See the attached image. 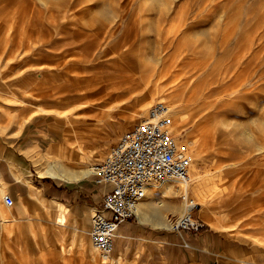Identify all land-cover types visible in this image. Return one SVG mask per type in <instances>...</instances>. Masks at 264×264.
Returning a JSON list of instances; mask_svg holds the SVG:
<instances>
[{
    "label": "rangeland",
    "instance_id": "1",
    "mask_svg": "<svg viewBox=\"0 0 264 264\" xmlns=\"http://www.w3.org/2000/svg\"><path fill=\"white\" fill-rule=\"evenodd\" d=\"M34 1H37L38 5L44 9L46 8L45 4L39 3L40 0ZM46 1L54 3L50 7L56 8L61 0ZM126 1L87 0L90 3V16L95 19L99 35L95 33L96 37L93 36L90 39L80 37L77 39L78 42L73 37L61 38L62 42L58 47L64 49L66 44L72 48H76L80 42L91 44V48L84 53L88 57L83 59L80 66L81 72L91 73L101 70V63L116 56L114 52L109 51L108 44L124 38L128 30L139 33L146 31V42L140 36H138V41L144 42L148 50L155 49L158 39L156 29L162 25L170 26L167 19L169 15L174 16L176 13L189 15V25L186 27L187 36L190 41L199 43L202 49H208L205 47V42L214 44L217 49H220L224 32L227 33L232 27L239 29L245 25H252L264 15V0H147L146 5H142L141 0H130V5L125 6ZM65 29L60 31L62 35ZM45 34L56 38L57 33L55 30H46L40 35ZM96 48L98 51L95 50ZM93 49L95 51H92ZM101 49L105 50L102 55L99 52ZM38 61L45 64L51 63L49 58L35 59V63H39ZM13 63L10 66L2 64L0 68V133L9 137L29 134L31 138H40V145L36 148L43 152H46L54 142L60 141L65 134L69 138L67 140L75 145L72 159H67L66 162L74 166H91L108 154L122 133L131 129L135 123L148 114L149 108L154 101H158L159 96H165L167 98L165 101L168 102L170 97H174L175 101L179 102L178 107L173 108L174 124L176 129H183L180 135L185 141L191 143L194 162L196 160L198 168L208 181L204 192L212 189L215 192H219V189L224 190L210 201L200 202L197 198L200 203L193 212L197 219L205 223L208 238L214 243L213 252H210L209 257L198 259L184 257L185 251L189 249L187 243L181 238V233L174 231L171 227H162L158 229V232H153L154 228L151 226L141 229L137 220H131L135 231L130 247L123 254L117 252L123 255L124 261L120 260L116 263L113 260L114 264H245L244 260L249 261L250 264H264V244L258 240L264 235V229L256 227L254 221L251 223L246 216L233 213L230 215L237 224L226 229L224 226L208 223L205 219V217H213L217 220L226 211L231 213L233 205L224 202L223 199L246 186L255 177L254 166L250 163L255 158H245L244 150L257 152L258 137L262 131L261 122H264V119L256 115L252 104L257 94H252L250 98L244 100L239 97L234 98L235 101L232 103L235 104H230L229 107L220 104L206 105L205 101L200 98V93H194L188 89H184L177 96L170 93L166 89L171 85L172 79L170 78L173 77L170 76L165 80V83L169 82L168 85L163 82L166 85L163 84V89H157L151 79H144L141 87L140 84L133 83L129 90H113V93H109L110 95L106 94L108 97L105 95L101 99L96 98L97 105L87 109L83 108L81 100L76 101L77 99L70 98L54 102L44 100L35 93L31 94L32 90L40 88L37 87L36 82L43 77L41 73H38L35 79L24 78V81L17 80L13 83L14 79H9L24 66L21 63ZM5 69L8 71L5 72ZM10 72H13V75L12 73L10 75ZM63 81L64 79L60 76L52 75L48 86L59 88ZM27 83L34 89L29 92L21 90L20 88L23 89ZM260 83L262 82L258 84L257 93L259 97H263L264 86ZM232 89L230 88L227 92ZM14 94L22 96L26 102L13 101L15 100L13 97H7ZM230 95L224 93L219 97L227 98ZM147 96L151 97L150 102L146 108H141L138 112V104ZM37 103L44 107H54L55 111H38L35 106ZM97 111L98 114H95ZM101 112H103L102 117L98 116ZM180 114L184 118L179 121L177 117ZM81 117L85 119L84 121H91L90 126L78 124L76 120ZM225 119L233 121L228 126H222L221 122ZM72 124H76V133L73 128H70ZM81 142H84V145L80 149ZM217 151H221V154L224 153L236 161L244 162L246 167L242 173L243 183L235 182L238 177L232 172L230 166H221L222 159ZM82 154L89 157L84 164L80 161ZM27 155L29 163L38 174L37 178L40 179L41 171L46 167V161L54 157H49V155L43 157L37 149L27 152ZM219 166L223 168V171H218ZM193 169L194 166H192V171ZM53 180L64 182L58 179ZM213 182H218L220 186L214 188ZM169 184L166 182L160 188L164 189ZM156 187V184L151 185V188ZM175 190L180 192L177 197L178 202L181 205L185 204L180 187H175ZM2 195L4 198L3 200L0 198V235L8 239L7 242L0 241V264H100L104 255L95 249L90 237L91 215L96 212L95 209L91 211L90 216L89 214L84 216L70 206L68 223L65 226H57L54 225L57 210L55 207H44L50 197L49 192L41 185L31 183L29 192L14 198V203L11 205L5 201L8 194L4 189ZM36 196L41 198L42 202L38 201ZM245 196H241L243 200L238 199L240 204L245 202ZM191 197L196 198L193 194H190L189 198ZM209 202L211 203L207 204ZM238 202L236 204L240 205ZM21 205L26 206L24 207L26 211L22 214L18 212ZM184 211V209L167 211L168 222L171 224L177 214L180 215ZM4 218L11 219L7 221L11 229L15 224L20 226L17 233L9 234L1 229ZM228 222L224 220L223 224ZM109 256H116V252L113 251Z\"/></svg>",
    "mask_w": 264,
    "mask_h": 264
},
{
    "label": "bare ground",
    "instance_id": "2",
    "mask_svg": "<svg viewBox=\"0 0 264 264\" xmlns=\"http://www.w3.org/2000/svg\"><path fill=\"white\" fill-rule=\"evenodd\" d=\"M146 1L141 0L142 5H146ZM39 3L45 4L46 8L44 9L34 0H0V68L2 64L10 66L13 62L24 64L14 75L13 72L9 73L13 75L9 79H14L13 83L17 80L24 81V78L35 79L38 73L43 75L39 82H36L37 87H40L39 89L32 90L34 88L27 83L23 89L20 88L21 90L27 92L32 90L31 94L35 93L44 100L54 102L70 98L77 99L76 101L81 100L80 103L83 108L89 109L97 105L96 98L101 99L102 96L111 94L116 89L129 90L133 83H138L141 87L144 84V79H151L157 89H163L166 78L168 79L171 76L173 77L170 78L172 79L171 85L166 88L170 93L177 96L184 89H188L194 93H200V98L205 101L206 105L220 104L221 106L228 105L229 107L230 104H235L232 103L235 101L234 98L239 97L244 100L245 98H250L252 94H257L252 104L256 115L264 119V96L259 97L257 93L259 82H262L260 84L264 86V15L259 20L254 21L252 25H245L244 27H239V29L232 27L227 33L224 32L222 34L223 39L220 42V49H217L214 44L211 45L207 42L204 44L208 49H202L199 47V43L196 44L192 40L190 41L186 32V27L189 25V15L187 13L169 15L167 19L170 26L162 25V27L156 29L158 39L155 49L151 48L148 50L144 42L138 41V36H140L146 42V31L139 33L138 31L128 30L124 38L108 44L109 51L114 52L116 54L115 57H111L101 63V70L83 73L80 70V66L83 59L88 57L84 53L91 48V44L80 42L76 48L66 44L65 49L58 47V45L62 42L61 38L73 37L77 41L80 37L90 39L95 36V33L99 35L95 19L90 16V3L87 0H61L56 8L50 7L54 3L46 0H40ZM129 5L130 0H127L125 6ZM64 28H66L65 34L63 33L62 35L60 31L64 30ZM46 30H55L57 33L56 38L47 34L40 35L42 31ZM98 48L95 50L98 51ZM95 50L93 49L92 51ZM104 51L101 49L99 52L102 55ZM39 58H49L51 63L45 64L39 61V63H35V59ZM4 71L7 72L8 69ZM4 71L3 73H5ZM52 75H58L64 79L59 88L48 86ZM167 83L169 82L165 84L168 85ZM230 88L233 89L227 92ZM224 93L231 95L227 98H220L219 95ZM7 97H13L15 99L13 101L26 102L18 94L8 95ZM150 98V96H147L138 104V112L141 111V108L147 107ZM158 100H167V98L161 95ZM169 100L172 109L178 107L179 102L175 101L174 97H170ZM35 106L38 111H55L54 107H44L38 103ZM95 114H98V111ZM102 115L103 112L98 116L102 117ZM95 117L97 118V115ZM183 118L181 114L177 117L179 121L183 120ZM84 120L81 117L76 122L90 126L89 123L91 121ZM232 121V119H225L221 124H223L222 126H228ZM261 123L262 131L258 137L257 152L252 153V151L249 152V149L244 150L245 158H255L250 162L254 166L255 177L246 186L223 199L224 202L233 205V207L231 206L233 208H231L232 211L230 210L231 213L226 211L217 220L213 217H205L208 223L229 229L237 224L236 221L232 220L230 214L237 213L240 216H246L251 223L254 221L256 227L264 229V122ZM70 128H73L75 133L77 132L76 124H72ZM174 130L179 135L183 132L181 128L176 129L175 127ZM63 136L69 139L67 135L63 134ZM83 145L84 142H81L79 148L81 149ZM194 145H198V143H194ZM217 152L220 153V158L222 159L221 166H230L232 172L237 174L236 177H238L235 182L243 183L244 177L242 173L246 167L244 162L242 160L241 162L240 160L236 161L224 153L221 154V151ZM81 159L83 162H87L86 156H82ZM61 160L60 156L56 155L54 160L48 165L45 173L60 177L62 169L68 171ZM196 163L193 155L194 169L190 182L184 183L177 179L167 183H170L169 189L173 191V195H179V190L172 189L174 186H178L183 193L189 196L190 194L196 196V198L191 197V199L194 203L199 204L200 202L210 201L224 190L219 189V192H215L212 189L204 192L208 181ZM221 166L218 168L219 172L223 171ZM89 171V168H84L80 170L79 175H85ZM156 186V188L148 189L145 197H151L158 192H168L165 188H160L162 185ZM212 186L218 188L220 185L218 182H213ZM235 186L234 188L237 189ZM242 195H246L244 198L245 202L240 204L238 199ZM254 197H257V199H253ZM36 198L42 202L41 198L37 196ZM197 198L200 202L197 201ZM144 199L140 202L141 209L145 204ZM237 202L240 205L236 204ZM183 209H186L185 204L182 205ZM67 210V206L61 204L56 220L57 226H63L68 223ZM10 220L4 218L1 229L9 234L12 232L17 233L20 226L15 224L14 228L11 229L10 224L7 223ZM224 220L229 222L223 224ZM0 237V241L7 242L8 238H4L2 235ZM258 240L261 244H264V235ZM113 260L116 263L120 261V259L113 256L104 255L100 264H114ZM244 262L245 264H250L249 261L244 260Z\"/></svg>",
    "mask_w": 264,
    "mask_h": 264
},
{
    "label": "built area",
    "instance_id": "3",
    "mask_svg": "<svg viewBox=\"0 0 264 264\" xmlns=\"http://www.w3.org/2000/svg\"><path fill=\"white\" fill-rule=\"evenodd\" d=\"M174 126L172 106L158 100L142 120L120 135L102 160L91 165L93 181L110 185L103 193L101 208L91 217V241L102 255L114 251L120 225L138 216L140 202L151 185L192 180V145ZM181 196L186 209L172 220L171 228L179 233L201 231L205 223L193 214L199 204L185 193ZM5 201L14 203L9 195Z\"/></svg>",
    "mask_w": 264,
    "mask_h": 264
},
{
    "label": "crops",
    "instance_id": "4",
    "mask_svg": "<svg viewBox=\"0 0 264 264\" xmlns=\"http://www.w3.org/2000/svg\"><path fill=\"white\" fill-rule=\"evenodd\" d=\"M30 85V84H29ZM40 138H31L29 134L24 136L9 137L0 133V198L3 200L2 190L6 194L14 198H18L22 194L28 193L31 189V183L41 185L44 190L49 192V202L44 207H55L57 210L56 220L61 204L70 206L76 212L86 216L94 209L98 210L102 206L103 193L110 188V185H98L93 181L91 166H74L68 162L67 159H72L75 145L65 139L63 136L60 141L51 144L46 152L36 148L39 147ZM32 141V142H31ZM37 141V142H34ZM35 149L43 156L46 155L56 157L59 155L68 171L61 170V176L55 177L51 174L45 173L48 165L54 160L46 161V167L41 171L42 177L37 178L38 174L28 161L27 152H32ZM84 156L83 154L81 157ZM89 156V154L87 155ZM80 157V158H81ZM89 158V157H88ZM88 158L86 157L87 161ZM49 159V158H48ZM84 164L85 162L80 159ZM71 162V161H70ZM89 168V172L85 175H79L80 170ZM89 176H91L89 178ZM50 180H49V179ZM53 179L62 180L64 182H57ZM174 186L172 189L175 190ZM149 190L151 187L148 188ZM168 192H158L151 197H145V204L138 216L132 221H138L141 229L152 227L153 232H158V229L169 228L171 224L167 220V211L176 210L181 211L182 205L178 202V195H173V191L169 189V185L165 187ZM26 206L21 205L18 208L20 214L24 213ZM67 210V214H68ZM178 216V214H177ZM92 217V216H91ZM56 220L54 225H56ZM131 220L124 221L117 231L115 249L117 259L123 260V253L130 247V241L135 231V226ZM65 226V225H63ZM138 227V228H139ZM208 229L205 227L199 232L184 231L180 234L181 238L187 243V249L184 257L198 259L201 257H209L210 252H213V241H210L207 235ZM125 249V250H123ZM122 252V254H117Z\"/></svg>",
    "mask_w": 264,
    "mask_h": 264
}]
</instances>
